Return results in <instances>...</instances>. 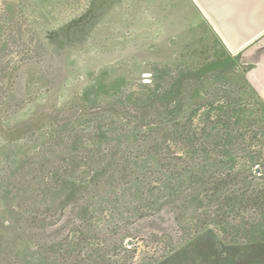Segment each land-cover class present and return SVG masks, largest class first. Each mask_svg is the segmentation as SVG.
Wrapping results in <instances>:
<instances>
[{
    "label": "rangeland",
    "instance_id": "374dc122",
    "mask_svg": "<svg viewBox=\"0 0 264 264\" xmlns=\"http://www.w3.org/2000/svg\"><path fill=\"white\" fill-rule=\"evenodd\" d=\"M203 15L189 0H0V264H264V238L239 227L252 212L231 203L248 195H193L148 122L154 96L193 103L181 72L231 56L248 89L206 78L200 113L217 114L223 84L263 113L264 34L237 51Z\"/></svg>",
    "mask_w": 264,
    "mask_h": 264
},
{
    "label": "trees",
    "instance_id": "16d2710c",
    "mask_svg": "<svg viewBox=\"0 0 264 264\" xmlns=\"http://www.w3.org/2000/svg\"><path fill=\"white\" fill-rule=\"evenodd\" d=\"M222 60L219 61V63L222 61L219 67L223 70L215 71L209 75L202 74V70L187 74L181 72L176 80L179 81L177 93L179 94V91L188 93L189 100L193 103L180 101L178 104H172L170 98L161 101L157 96H154L152 101L156 102L158 99L159 103H156L152 108L153 114L156 115L152 116L148 122L154 123L152 126L155 128L153 127L152 130L155 133L154 136H158L155 142L160 144L175 143L181 150L180 153H173V159L174 162L175 159L180 160L186 167L185 179L191 184V193H195L193 195H248L239 198L238 201H231V203H238L240 210L252 212L249 221L242 222L239 227L245 229L244 232L248 237L263 239L264 109H260L263 113H258L257 110L251 112L245 107L248 104L241 102L242 95L233 92V90L228 91V86L223 84V88L218 89L222 91L215 92L217 98H223L216 103L217 114L210 116L200 113L203 110L202 105L207 103L202 102V98L199 96L200 91L205 90L201 84L204 79L214 77L229 81L236 78L237 90L248 89L247 81L242 75L237 74L235 77L230 74L227 77L226 70L231 72L233 69L237 72L232 68L236 62L235 57L231 56L229 59ZM190 104L193 105L192 113L186 112ZM259 104L262 107V104ZM198 111L199 113L196 115L195 113ZM195 116H198L197 121L199 124L201 123L202 127L198 131L193 130L192 132L185 126L186 123L192 124ZM171 117L172 120H168ZM164 118H167V121ZM207 123H209V129ZM152 150L154 152L158 150L155 143ZM205 167L212 169L209 168L210 170L206 169V171ZM214 168L219 171L215 173ZM256 168H259V172L256 171ZM193 184L200 186L195 187ZM198 188L201 193L197 192L200 191ZM221 222L216 221L218 224Z\"/></svg>",
    "mask_w": 264,
    "mask_h": 264
},
{
    "label": "crops",
    "instance_id": "0c3cea01",
    "mask_svg": "<svg viewBox=\"0 0 264 264\" xmlns=\"http://www.w3.org/2000/svg\"><path fill=\"white\" fill-rule=\"evenodd\" d=\"M223 40L240 50L264 34V0H189Z\"/></svg>",
    "mask_w": 264,
    "mask_h": 264
},
{
    "label": "water",
    "instance_id": "95a60500",
    "mask_svg": "<svg viewBox=\"0 0 264 264\" xmlns=\"http://www.w3.org/2000/svg\"><path fill=\"white\" fill-rule=\"evenodd\" d=\"M256 171L258 172L259 171V168H256Z\"/></svg>",
    "mask_w": 264,
    "mask_h": 264
}]
</instances>
